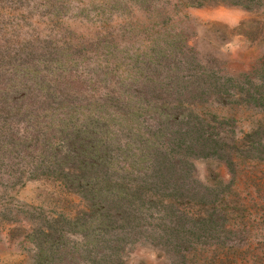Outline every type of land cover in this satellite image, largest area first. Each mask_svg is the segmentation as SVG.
<instances>
[{"label": "trees", "instance_id": "1", "mask_svg": "<svg viewBox=\"0 0 264 264\" xmlns=\"http://www.w3.org/2000/svg\"><path fill=\"white\" fill-rule=\"evenodd\" d=\"M142 1L158 16L150 29L166 28L143 48L0 33V197L30 181L63 195L59 209L0 212L27 244L21 264H129L140 248L195 264L207 244L250 236L264 189V56L232 71L188 33V16L167 25L180 8L237 7L258 40L264 0H175L173 15Z\"/></svg>", "mask_w": 264, "mask_h": 264}, {"label": "rangeland", "instance_id": "2", "mask_svg": "<svg viewBox=\"0 0 264 264\" xmlns=\"http://www.w3.org/2000/svg\"><path fill=\"white\" fill-rule=\"evenodd\" d=\"M37 1L40 0H30ZM55 5L40 4L25 10L23 6H9L0 3V33L18 38L54 37L72 43H89L102 37L125 38L134 42V47H145L153 39L158 26L150 29L151 19H157L155 12L149 14L142 0H52ZM175 0H154L162 3L171 12ZM23 11H27L23 12ZM177 17L169 21L167 27L178 25L183 15L188 16V33L195 37L201 47L216 49L221 58H228L232 71H240L248 64L264 56V37L253 39L251 27L240 25L253 18V15L237 7L198 6L178 9ZM58 12V13H56ZM181 25H183L181 23ZM225 33L228 39L219 41L218 34ZM240 188L245 180L238 175ZM250 192L254 191L251 186ZM1 189V188H0ZM256 206L255 221L248 238H242L241 245L224 243L215 250V245H206L204 256L195 264H264V189L254 192ZM63 195L57 187L42 181H30L13 189L6 197H0V212L6 206L24 204L42 206L44 209H59ZM9 203L8 205H6ZM8 207V208H9ZM15 224H0V264H21L26 260L23 249L25 242L13 238L11 231ZM248 236V235H247ZM213 243V240L210 241ZM237 242V241H236ZM232 246V247H231ZM25 248V246H24ZM129 264H164L147 249L136 250Z\"/></svg>", "mask_w": 264, "mask_h": 264}]
</instances>
